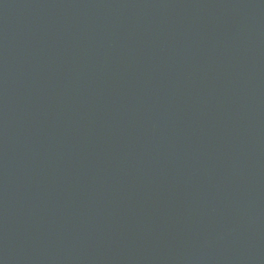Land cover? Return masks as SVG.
<instances>
[{"label": "water", "instance_id": "water-1", "mask_svg": "<svg viewBox=\"0 0 264 264\" xmlns=\"http://www.w3.org/2000/svg\"><path fill=\"white\" fill-rule=\"evenodd\" d=\"M0 264H264V0H0Z\"/></svg>", "mask_w": 264, "mask_h": 264}]
</instances>
